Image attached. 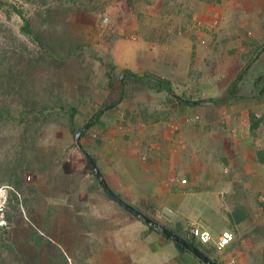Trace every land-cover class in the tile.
<instances>
[{
  "label": "rangeland",
  "instance_id": "rangeland-1",
  "mask_svg": "<svg viewBox=\"0 0 264 264\" xmlns=\"http://www.w3.org/2000/svg\"><path fill=\"white\" fill-rule=\"evenodd\" d=\"M0 5V109L15 118L0 120V264H98L94 252L135 247L134 236L129 247L120 246L133 233L120 213L132 214L97 183L68 117L58 108L40 114L44 107L74 106L75 128L82 129L110 95L108 72L126 79L123 100L80 142L124 201L132 205L135 198L122 197L123 185L142 186L156 155L180 180L264 176V0ZM23 17L31 36L21 30ZM131 74L142 80L127 78ZM152 76L169 80L182 100L205 102L182 103L157 90ZM234 81L229 102H208L223 97ZM22 114L29 116L27 125L19 124ZM257 193L228 202L247 207L241 239L257 240L264 261V192ZM130 257L137 264L138 254Z\"/></svg>",
  "mask_w": 264,
  "mask_h": 264
},
{
  "label": "crops",
  "instance_id": "crops-1",
  "mask_svg": "<svg viewBox=\"0 0 264 264\" xmlns=\"http://www.w3.org/2000/svg\"><path fill=\"white\" fill-rule=\"evenodd\" d=\"M255 160H253L255 165L261 166L259 161ZM165 162L167 159H163L159 155L153 157L150 161L151 166L146 168L145 174L148 176L143 185L138 189H134L131 185H123L127 193L123 192L122 197L135 198L132 203L134 207H137L136 204L140 205L143 210L137 207L138 210L174 231L178 227L183 232L187 231L189 224L201 225L211 231L213 242L222 232L231 231L235 236L234 241L224 250H215L211 256L217 264H261L262 262L264 264V261L259 259L260 256L256 247L260 243L254 239H241L247 207L242 205L240 201H234L233 204L228 202L230 198L253 197L257 192V194L260 191L264 192V176H257V179L250 178L248 180L243 176L235 180L222 176L199 174L194 179L186 175L188 178L180 180L175 179L174 175L170 174V163ZM184 162H186L185 159L184 161L179 160V165L181 166ZM121 167L129 170L126 163L122 164ZM111 175L113 174L111 173ZM104 177L107 181L106 175ZM102 204L107 205L106 201ZM235 205L236 207L239 206L237 209H243L245 214V218L239 222L232 216ZM110 207L106 208L109 209ZM93 210L96 212L97 208L94 207ZM110 210L117 213L114 208ZM120 214L121 220L133 230V233L126 235V241L124 243L121 241L119 244L121 247L123 245L129 247L128 243L131 240L128 238L134 236L135 247L121 252L114 250H106L101 253L94 252L91 260L95 263L132 264L130 256L132 253H137L139 256L137 264H204L190 252L180 250L173 241L165 238L159 232L151 230L144 223L140 224V221L134 220L132 215ZM214 218L219 219L224 226L222 228L212 226ZM100 227L104 232L107 231V226H104V223L100 224ZM120 238L122 240V236ZM211 246L213 245L211 244Z\"/></svg>",
  "mask_w": 264,
  "mask_h": 264
},
{
  "label": "trees",
  "instance_id": "trees-1",
  "mask_svg": "<svg viewBox=\"0 0 264 264\" xmlns=\"http://www.w3.org/2000/svg\"><path fill=\"white\" fill-rule=\"evenodd\" d=\"M15 12H17L20 16L22 15V12L17 10V9H15ZM23 20H24V24H23L21 30L24 34L31 36L32 35V29L30 27V22H29V20L25 19L24 17H23ZM107 78H108V90H109L110 95L102 102L99 110L92 117L90 122L83 126V128L86 127V130L89 129L90 127H92L106 111L113 109L117 104H119L123 100V90L122 89H123V84L125 83L126 79H122L121 77H115L110 72L107 73ZM127 78H132L138 82L142 80V77L134 75V74H131L130 77L128 76ZM151 79L155 83L157 90H164L166 93H168L170 96L176 98L177 100H182L177 96V94L173 90L172 83L169 80L162 78V77H155V76L154 77L152 76ZM236 87H237V81H234L231 84L230 88L228 89V92L223 97L217 98V99H210V100H208V102H212L215 105H221V104H225V103L229 102L231 100V98H233L235 96L234 92L236 90ZM114 95H115V97H114ZM202 102H205V101H190V100L185 101V100H182V103L189 104V105L201 104ZM56 108L63 111L64 114L68 117L70 131L74 135L76 134V132L81 130V129L75 128V123H76V118H77V108L74 106H71V107L59 106V107H53V108L52 107H44L43 109H41L40 114L44 117H47L51 114L52 111H55ZM28 119H29L28 115L22 114L20 119H19V124L27 125ZM0 120H15V118L11 115V112L8 109H5V110L0 109ZM86 130H84V132ZM84 132L82 133L81 138L83 137ZM15 186H16V190L21 191L22 183L17 181ZM12 196H13L12 197L13 199L17 200L16 194H13ZM232 216H234V218L236 219L237 222H239L245 218V214H244L243 210L237 209V208L234 210V213L232 214ZM149 228L151 230L158 232L155 228H152V227H149ZM175 231L180 236L184 237L187 241H189L190 243L194 244L196 247L201 249L209 257H211L212 254L214 253V251L216 250L215 247H213L211 245L210 246L202 245L201 243L196 241L195 238H193L189 235L188 230L183 232V231L179 230V227H178ZM174 244L180 250L186 251L185 248H183L181 245H179L177 243H174Z\"/></svg>",
  "mask_w": 264,
  "mask_h": 264
},
{
  "label": "water",
  "instance_id": "water-1",
  "mask_svg": "<svg viewBox=\"0 0 264 264\" xmlns=\"http://www.w3.org/2000/svg\"><path fill=\"white\" fill-rule=\"evenodd\" d=\"M84 130H86V127L76 132L75 142L80 152L86 158L88 166L91 169L92 174L95 177L97 183L101 186L102 190L105 192L108 198L113 200L123 209L127 210L130 214H132L134 217H136L139 221H141L148 227L155 228L165 238L173 241L174 243L181 245L183 248H185L186 251L190 252L194 257L199 259L204 264H217L211 257L206 255L201 249H199L194 244L187 241L184 237L180 236L173 229H170L169 227H166L165 225L155 221L145 213L138 210L133 205L124 201L119 195L115 193V191L110 187V185L106 181L104 175L100 171L92 155L83 147V145L80 142L81 135L84 132Z\"/></svg>",
  "mask_w": 264,
  "mask_h": 264
},
{
  "label": "built area",
  "instance_id": "built-area-1",
  "mask_svg": "<svg viewBox=\"0 0 264 264\" xmlns=\"http://www.w3.org/2000/svg\"><path fill=\"white\" fill-rule=\"evenodd\" d=\"M187 230L189 235L195 238L196 241L202 245L210 246L212 244L217 251L224 250L235 239V236L231 231H224L219 235L217 240L213 242L211 231L207 228H203L201 225L189 224Z\"/></svg>",
  "mask_w": 264,
  "mask_h": 264
}]
</instances>
